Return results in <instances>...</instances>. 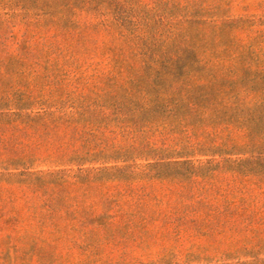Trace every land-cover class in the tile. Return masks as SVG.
I'll return each instance as SVG.
<instances>
[{
    "label": "trees",
    "instance_id": "obj_1",
    "mask_svg": "<svg viewBox=\"0 0 264 264\" xmlns=\"http://www.w3.org/2000/svg\"><path fill=\"white\" fill-rule=\"evenodd\" d=\"M120 1L0 0V248L264 249L251 24Z\"/></svg>",
    "mask_w": 264,
    "mask_h": 264
},
{
    "label": "rangeland",
    "instance_id": "obj_2",
    "mask_svg": "<svg viewBox=\"0 0 264 264\" xmlns=\"http://www.w3.org/2000/svg\"><path fill=\"white\" fill-rule=\"evenodd\" d=\"M144 2L151 7L150 0ZM230 9V20L242 19L251 24L249 30L237 32V38L244 44L255 40L253 49L264 54V0H231ZM96 62L86 75L94 74ZM39 250L40 258H32L25 255L30 249L0 248V264H264V249H252L247 254L243 249H189L187 245L179 249H104L98 253L90 249Z\"/></svg>",
    "mask_w": 264,
    "mask_h": 264
}]
</instances>
